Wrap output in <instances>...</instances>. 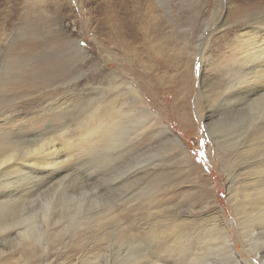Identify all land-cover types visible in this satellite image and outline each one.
Listing matches in <instances>:
<instances>
[{
	"label": "rangeland",
	"instance_id": "rangeland-1",
	"mask_svg": "<svg viewBox=\"0 0 264 264\" xmlns=\"http://www.w3.org/2000/svg\"><path fill=\"white\" fill-rule=\"evenodd\" d=\"M123 2L0 0V264H264V0Z\"/></svg>",
	"mask_w": 264,
	"mask_h": 264
},
{
	"label": "bare ground",
	"instance_id": "bare-ground-1",
	"mask_svg": "<svg viewBox=\"0 0 264 264\" xmlns=\"http://www.w3.org/2000/svg\"><path fill=\"white\" fill-rule=\"evenodd\" d=\"M117 1H119V0H117ZM123 1L124 2H123L121 7L119 5H116V8L118 10L117 11L118 15L114 17L113 22H116L117 24H114V26H112L113 27V31H114V36L117 39H122V37L124 35H125L124 39L125 38L128 39L131 35H134V34H132L133 32H131V30H132V28H134L136 26L131 21L130 14H129V9H127V7L129 6V4L131 2L134 3V5H135L134 14L137 17L138 22L141 21L140 17H142V15H143V12H142L143 8L141 6L144 4V0H123ZM122 14H124L125 18L122 20L121 24H118L119 18H120V16ZM142 28H144L146 31H148L150 33V35H151V32L148 30V28L145 25ZM151 29L153 31V35H157L159 33L157 25L153 24ZM260 51H261L260 54L264 56V49H261ZM258 55H257V57H258ZM254 57H255V53L253 54L252 52H250V54L248 55V58L246 60L244 59V60L236 61V63L238 65L242 66V68L244 70V66L252 65ZM260 77H264V74L263 73H259L257 71H255L254 73H253V71H250V72L240 73L239 75H237L230 82H234V85H236L238 87L228 94L227 100L229 102H232L233 104L240 105L241 101H243L242 98H240V97L243 95V96H245L248 99V101L246 100L247 102H252L251 101L252 97L257 95L258 92L260 90H262V88L264 87V86L261 85V83L258 82ZM230 87H231V85L228 84L227 88H230ZM259 87H260V89H259ZM133 91L135 92V90H133ZM10 153H12V152H10ZM12 156H13V153H12V155H10V159H11ZM3 163H4V161H3ZM245 212L249 213L248 215L251 216L253 221H255V222L257 221L258 225H261V226L264 227V204L263 203H261L260 205H249L248 208L245 209Z\"/></svg>",
	"mask_w": 264,
	"mask_h": 264
},
{
	"label": "snow or ice",
	"instance_id": "snow-or-ice-1",
	"mask_svg": "<svg viewBox=\"0 0 264 264\" xmlns=\"http://www.w3.org/2000/svg\"><path fill=\"white\" fill-rule=\"evenodd\" d=\"M197 68H199V65L197 64ZM132 129L127 130L124 134H122L119 137L114 138L110 144L109 148L111 150H120L121 148L125 146H129L134 142V137L131 135Z\"/></svg>",
	"mask_w": 264,
	"mask_h": 264
}]
</instances>
